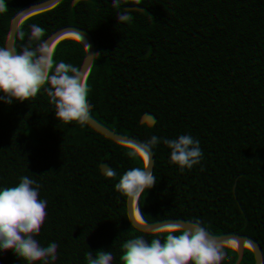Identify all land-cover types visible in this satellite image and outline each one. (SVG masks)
Wrapping results in <instances>:
<instances>
[{"label": "trees", "instance_id": "1", "mask_svg": "<svg viewBox=\"0 0 264 264\" xmlns=\"http://www.w3.org/2000/svg\"><path fill=\"white\" fill-rule=\"evenodd\" d=\"M261 15L264 0H0V59L33 79L0 101V264H264ZM156 25L185 41L191 89L148 51ZM126 108L142 144L123 139Z\"/></svg>", "mask_w": 264, "mask_h": 264}, {"label": "clouds", "instance_id": "2", "mask_svg": "<svg viewBox=\"0 0 264 264\" xmlns=\"http://www.w3.org/2000/svg\"><path fill=\"white\" fill-rule=\"evenodd\" d=\"M257 23L260 27L264 25V15L257 19ZM241 33L230 42L232 52L243 68L248 72H254L258 67L257 56L250 47V37L242 36ZM151 35L153 37L152 46L148 51L161 65L170 66L175 70L176 75L173 83L176 87L184 90L191 89L195 85V80L188 71L191 60L186 58L185 41L175 30H164L158 25L153 26ZM17 85L21 86L23 91L27 93L33 86L32 73L25 69L17 74L12 64L0 59V101L16 96ZM126 114L128 115L127 108ZM128 117L123 139L129 144L144 143L149 134L145 120L133 119L129 115ZM86 155L75 157V166L78 170L86 171L89 167L85 158Z\"/></svg>", "mask_w": 264, "mask_h": 264}]
</instances>
